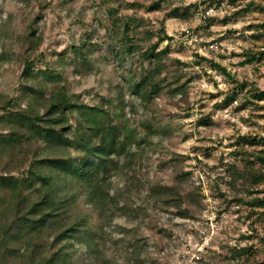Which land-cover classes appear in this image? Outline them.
Instances as JSON below:
<instances>
[{
    "label": "rangeland",
    "instance_id": "obj_1",
    "mask_svg": "<svg viewBox=\"0 0 264 264\" xmlns=\"http://www.w3.org/2000/svg\"><path fill=\"white\" fill-rule=\"evenodd\" d=\"M153 1L0 0V133L14 131L2 115L27 105L22 87L44 79L36 76L27 82L26 66L32 62L38 74L61 67L70 93L106 111L101 121L125 124L138 139H146L130 146L135 154L131 163L115 156L108 174L116 180L112 194L125 195L121 190L125 182L142 192L145 217L128 220L118 215L110 223L104 220L98 260L94 262L79 243L74 246L75 258L83 255L93 264L105 260L132 264L127 241L138 238L147 241L146 255L154 264L263 262L264 161L258 157H264V98L257 99L255 93L264 90V56L247 61L264 51V0H172L160 9L152 8ZM111 5L118 8L121 19L135 14L141 23L132 36V43L142 39L138 52L122 60L116 50L124 44L112 38ZM175 7L178 14L189 17L173 16ZM33 30L42 36L38 48L29 35ZM148 30L157 37L150 38ZM159 35L164 38L155 52H161L166 69H160L158 92L150 105L130 90L129 79H140L159 67L141 56ZM87 37L96 49L85 64L73 50ZM63 52L66 62L58 63ZM213 62L226 67L230 76ZM41 83L48 98L52 82ZM173 87L179 93L173 95ZM69 117L73 124L80 120L76 113ZM147 124L157 129L155 135L148 133ZM85 137L100 148V139L89 133ZM24 146L33 153L38 144L31 141ZM11 154L13 165L8 169L16 177L26 176L31 157L21 147ZM9 156L0 155V173L7 171L3 164ZM117 165L120 180L114 172ZM178 173L188 175L179 180ZM158 184L179 190L185 201L182 208L188 207L190 216H179L173 207L163 210L154 203L155 197L143 198ZM246 246H251L250 253L233 256V248ZM13 254L0 259V264H28L21 259L26 251ZM4 256L10 255L4 252Z\"/></svg>",
    "mask_w": 264,
    "mask_h": 264
},
{
    "label": "trees",
    "instance_id": "obj_2",
    "mask_svg": "<svg viewBox=\"0 0 264 264\" xmlns=\"http://www.w3.org/2000/svg\"><path fill=\"white\" fill-rule=\"evenodd\" d=\"M170 1L172 0H155L151 6L160 9ZM177 10L175 7L171 14L184 19L189 17L188 13L180 15ZM109 16L113 25L112 38L124 44L122 47L119 45L116 55L122 60L137 53L142 39L132 43V36L141 24L138 17L126 14L121 19L118 17V8L112 5L109 7ZM147 32L150 38L157 37L152 31ZM29 35L33 47L38 48L42 36L36 34L35 30ZM163 38L159 35L157 43L141 55L151 58L159 67H152L140 79H129L130 90L150 105L154 103L155 93L158 92L160 69H166L165 64L160 61L161 52H155ZM91 40V37L82 39L73 50L85 64L96 49ZM111 48L115 51L114 46ZM256 54L259 56L254 55L247 62L261 60L264 51ZM65 59L63 52L58 56V63L66 62ZM214 66L230 76L226 67L220 64ZM36 76L52 82V94L48 98L44 97L45 87L41 83L44 79L34 81L32 85L26 83L21 93L22 99L28 101L27 105L8 111L1 117L4 122L12 124L14 131L0 133V155L8 152L11 156L3 164L7 171L0 173V259L12 257L15 251L23 249L26 255L21 256V259L27 260L28 264H93L99 258L98 244L103 239L104 220L110 223L118 215L128 220H141L145 217L144 204L147 201L142 199V192L135 191L132 185L125 182L121 189L125 195L112 194L116 180L112 174H108L113 171L115 156L124 157L131 163L135 154L130 146L133 143L140 145L146 139H138L137 134L125 124L122 126L114 121H101L106 111L100 106L81 102L76 95L70 93L63 80L61 67L54 71L39 70L38 74L33 71V63L30 62L24 70V78L28 82L36 79ZM241 84L245 85L244 82ZM175 93H179L178 88L172 89V94ZM255 97L264 98V90L255 93ZM39 102H42V108L36 107ZM75 113L80 115L77 124H73L69 117ZM58 130L62 132L55 133ZM146 130L155 135L154 131L157 129L152 124H147ZM86 133L100 139L99 149L85 140ZM31 141L38 144L33 153H29L26 149L28 146H24ZM256 142L259 141L251 143ZM17 147H21L31 157L27 175L22 177H16L8 169L13 165L14 155L11 153ZM258 158L264 161V157ZM114 172L119 180L123 178L120 166L117 165ZM185 175L188 174L178 173L176 176L181 180ZM153 197L154 203H160L163 210L173 207L179 216H190V209L182 208L185 201L179 190L158 184L143 196L147 200ZM121 200L124 201L123 204H120ZM138 200L142 202L137 203ZM87 207L88 210L85 209ZM78 243L86 248L94 262L83 255L75 258L74 251L77 250L74 246ZM146 243L145 239H128L127 252L130 249L133 251L130 257L132 264H147L148 261L154 264V259L146 255ZM251 250V246L235 247L232 252L234 257H242ZM4 252L10 256H4ZM104 264H108V261L105 260ZM125 264L130 263L126 261ZM258 264H264V261Z\"/></svg>",
    "mask_w": 264,
    "mask_h": 264
}]
</instances>
